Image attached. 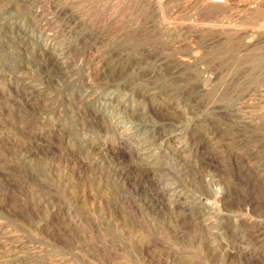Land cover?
Masks as SVG:
<instances>
[{
    "label": "rangeland",
    "instance_id": "1",
    "mask_svg": "<svg viewBox=\"0 0 264 264\" xmlns=\"http://www.w3.org/2000/svg\"><path fill=\"white\" fill-rule=\"evenodd\" d=\"M0 264H264V0H0Z\"/></svg>",
    "mask_w": 264,
    "mask_h": 264
},
{
    "label": "built area",
    "instance_id": "2",
    "mask_svg": "<svg viewBox=\"0 0 264 264\" xmlns=\"http://www.w3.org/2000/svg\"><path fill=\"white\" fill-rule=\"evenodd\" d=\"M210 1H212V2H223L225 0H210Z\"/></svg>",
    "mask_w": 264,
    "mask_h": 264
},
{
    "label": "bare ground",
    "instance_id": "3",
    "mask_svg": "<svg viewBox=\"0 0 264 264\" xmlns=\"http://www.w3.org/2000/svg\"><path fill=\"white\" fill-rule=\"evenodd\" d=\"M212 2V1H211ZM212 3H214V2H212Z\"/></svg>",
    "mask_w": 264,
    "mask_h": 264
}]
</instances>
